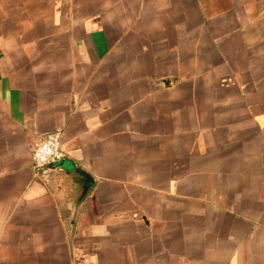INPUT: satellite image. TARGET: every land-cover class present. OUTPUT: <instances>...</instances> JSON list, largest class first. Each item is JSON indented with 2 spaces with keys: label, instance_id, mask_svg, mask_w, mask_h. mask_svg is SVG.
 <instances>
[{
  "label": "crops",
  "instance_id": "0c3cea01",
  "mask_svg": "<svg viewBox=\"0 0 264 264\" xmlns=\"http://www.w3.org/2000/svg\"><path fill=\"white\" fill-rule=\"evenodd\" d=\"M0 264H264V0H0Z\"/></svg>",
  "mask_w": 264,
  "mask_h": 264
},
{
  "label": "built area",
  "instance_id": "2783aa9c",
  "mask_svg": "<svg viewBox=\"0 0 264 264\" xmlns=\"http://www.w3.org/2000/svg\"><path fill=\"white\" fill-rule=\"evenodd\" d=\"M66 158L64 148V133L56 131L38 139L32 146V160L38 174H41L46 182H49L50 172L44 168L56 165Z\"/></svg>",
  "mask_w": 264,
  "mask_h": 264
},
{
  "label": "water",
  "instance_id": "95a60500",
  "mask_svg": "<svg viewBox=\"0 0 264 264\" xmlns=\"http://www.w3.org/2000/svg\"><path fill=\"white\" fill-rule=\"evenodd\" d=\"M61 166H62V162L56 165L47 166L46 168H44V170L54 173V172H57ZM76 173L79 174L83 178V183H84L83 193L79 199V202H81L86 198L89 191L94 186L95 182L91 176H89L88 174H86L85 172L81 170H76Z\"/></svg>",
  "mask_w": 264,
  "mask_h": 264
}]
</instances>
